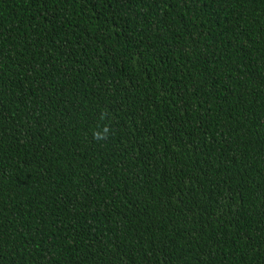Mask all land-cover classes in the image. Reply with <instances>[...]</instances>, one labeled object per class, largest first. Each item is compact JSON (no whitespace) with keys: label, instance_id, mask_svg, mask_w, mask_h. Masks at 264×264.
<instances>
[{"label":"trees","instance_id":"1","mask_svg":"<svg viewBox=\"0 0 264 264\" xmlns=\"http://www.w3.org/2000/svg\"><path fill=\"white\" fill-rule=\"evenodd\" d=\"M0 264H264V0H0Z\"/></svg>","mask_w":264,"mask_h":264}]
</instances>
